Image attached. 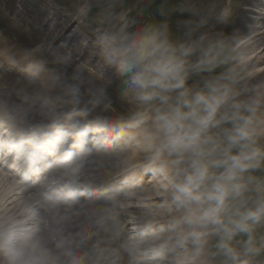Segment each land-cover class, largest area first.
<instances>
[{
    "label": "clouds",
    "instance_id": "1",
    "mask_svg": "<svg viewBox=\"0 0 264 264\" xmlns=\"http://www.w3.org/2000/svg\"><path fill=\"white\" fill-rule=\"evenodd\" d=\"M151 2L138 0V14ZM232 5L162 0L161 19L143 25L104 9L101 56L129 105L115 121L105 115L113 78L97 86L79 71L42 77L38 61L15 86H0V152L15 176L39 174L38 161L56 157L38 186L14 179L12 209L0 201V264H264V79L248 70L235 33L222 30ZM90 11L86 0L78 14ZM174 15L187 16L176 21L179 35ZM54 55L65 69L74 62ZM88 123L120 131L119 143L90 142ZM69 137L75 152L65 148ZM137 170L155 178L159 203L128 228L122 217L136 185L109 177ZM92 187L102 192L87 203L99 207L68 232L69 211Z\"/></svg>",
    "mask_w": 264,
    "mask_h": 264
},
{
    "label": "rangeland",
    "instance_id": "2",
    "mask_svg": "<svg viewBox=\"0 0 264 264\" xmlns=\"http://www.w3.org/2000/svg\"><path fill=\"white\" fill-rule=\"evenodd\" d=\"M88 2L91 3V11L86 15H80L78 9L85 7L86 0H0V31L4 30L5 34L14 41L18 39L20 46L27 51L28 55L30 54V59L34 63L42 61L43 58L49 66L48 71L56 68L58 71L66 70L69 75L75 71L80 72V69L87 72L93 71L96 72L97 81L93 78L89 80L97 86L101 85L102 77L104 79L113 78L115 83L107 87V92L114 105L112 104V108L105 115L114 119L122 116L129 105L124 95L125 88L122 79L115 77L113 69L104 64L101 56L100 38L101 33L106 30L103 24L102 11L112 7L116 13L131 14L143 25L152 22L155 18L161 19L156 11L162 0H153L143 15L138 14V7H144L142 3L138 5V0H88ZM179 2V0H168L169 4H178ZM241 8L246 9L247 14L251 17H258L257 13L262 17L264 16V5L257 4L256 7L233 0L229 25L223 27L224 32L237 30V17ZM250 10H255V12H250ZM183 19H187V16H172L171 25L174 35H179L176 21ZM14 20L20 21L22 29H31L30 38L32 40L26 37L24 33L20 32L22 37L18 35L11 26ZM263 26L264 23L256 25L249 37L239 40L241 44L263 32ZM214 31H221V28L218 27ZM246 44H252V40ZM251 48L253 49V47ZM262 48L258 49L257 52H260ZM57 52L70 53L76 59L77 64L73 62L65 69L63 65L54 63V54ZM255 55L256 53H252L249 58L251 59ZM248 70L255 74L263 72L264 54L259 60L253 61ZM8 74L13 76L11 73ZM41 75L42 77L46 76L45 72ZM8 83L9 86H15L17 81L12 79ZM118 143L114 142L113 144L115 146ZM158 187L155 178L147 173L145 183L141 188L146 196L153 197L154 202L157 203H159Z\"/></svg>",
    "mask_w": 264,
    "mask_h": 264
},
{
    "label": "bare ground",
    "instance_id": "3",
    "mask_svg": "<svg viewBox=\"0 0 264 264\" xmlns=\"http://www.w3.org/2000/svg\"><path fill=\"white\" fill-rule=\"evenodd\" d=\"M239 1L244 2L246 5L247 4L255 5L256 2L257 3L259 2V0H256V1L255 0H239ZM251 11L253 10H250V12ZM247 12L248 11L246 9L241 8L239 11V15L237 17V30L234 33L238 40L249 37L250 34L253 32L252 30H254V28L256 27V25L264 23L263 18L258 19L257 17H251L247 14ZM18 25L19 24H16L17 27H19ZM262 28H264V26ZM30 32H31L30 29L28 30L22 29V33H24L25 36H29ZM28 38L32 40L30 36ZM34 39L36 40V37ZM1 40L5 41L4 38H2ZM250 40H252V44H246V42H249ZM241 45H242L241 51L247 54L248 68H249L251 67L253 61L259 60L264 54L263 52L264 51V30L263 32H260L257 35L253 36L252 38L246 40ZM251 47H253V49ZM261 47H263L262 50L260 52H257L258 49H260ZM252 53H256V55L255 57L250 59L249 57H250V54ZM73 61H74V64H77L74 58H73ZM29 64H31L30 59L27 58L24 55V53H21V52L18 53L17 49H15L14 46H12L11 44L7 46H1L0 47V86H7L9 84L8 81L15 79L8 74L11 71H14L15 75H18L20 78L23 77L25 75L24 72L27 71ZM53 69H56V68H53ZM45 70H47L46 67H45ZM80 72H82L84 76H86L87 79L93 78L97 81L96 72H93V71L87 72V71H83L82 69H80ZM256 77L258 79H264V71L261 73H256ZM103 83H104V80L101 81V84ZM31 115L34 118H36V116H39L37 112L31 113ZM92 124L94 123H88L86 125L87 128L89 127V125H92ZM63 130L64 131L68 130V122H63ZM93 130L97 131V127L95 124H94ZM102 133L106 134V137L109 143H111L113 139H119L120 136L122 135L120 131H116V132L108 131L106 133L105 132H102ZM97 139L98 137L96 135L95 137H92L90 139V142L93 140H97ZM67 145L73 146L72 151L73 152L76 151V147H75L76 141L72 137H69V139L67 140ZM89 146L91 147L92 144L90 143ZM143 174L144 173L139 170H137L135 173L117 172V173H112L109 177V180L110 182H113L116 185H121L124 179L127 181L128 179L132 178L134 180L133 181L134 183L133 182L132 183L135 185H138L140 183V180ZM135 192L137 193L136 198L130 201L129 209L127 213L122 217V221H124L127 225L133 224L136 221V219L143 213L148 212L150 210H154L155 205L157 204V202H154L153 197L149 198L145 196V194H143V191H140L138 186L135 188ZM17 199H18L17 186L15 182L13 181L12 176L9 174H4L0 171V201H3L7 209H12L15 206V201ZM81 203L83 205H87V208L84 211L81 210L82 217L85 218V221H84V224H85L91 219V214L93 213L95 208L99 207V202H97L96 204H88L87 200H83L81 201ZM142 208L146 209L145 212H141ZM79 227H81L79 223L73 222L70 227L69 226L67 227V231L72 232L73 230H76ZM101 235H103V233H101Z\"/></svg>",
    "mask_w": 264,
    "mask_h": 264
}]
</instances>
